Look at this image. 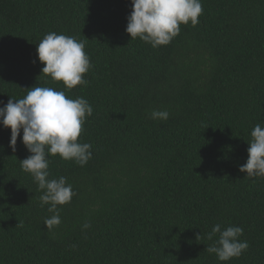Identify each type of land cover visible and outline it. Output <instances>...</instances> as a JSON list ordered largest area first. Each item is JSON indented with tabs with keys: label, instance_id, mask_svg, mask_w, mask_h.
Here are the masks:
<instances>
[{
	"label": "trees",
	"instance_id": "16d2710c",
	"mask_svg": "<svg viewBox=\"0 0 264 264\" xmlns=\"http://www.w3.org/2000/svg\"><path fill=\"white\" fill-rule=\"evenodd\" d=\"M201 3L196 26L153 48L125 31L131 0H0V101L38 86L93 108L78 137L88 163L48 156V179L76 193L51 230L21 168L23 131L13 152L0 125V264H264V176L239 171L264 128V0ZM52 32L84 41L86 85L41 74L37 43ZM216 224L243 229L239 258L207 252Z\"/></svg>",
	"mask_w": 264,
	"mask_h": 264
},
{
	"label": "clouds",
	"instance_id": "9594fccd",
	"mask_svg": "<svg viewBox=\"0 0 264 264\" xmlns=\"http://www.w3.org/2000/svg\"><path fill=\"white\" fill-rule=\"evenodd\" d=\"M202 13L201 0H131L125 31L130 39L139 38L153 48L166 46L180 33V25L190 22L191 26H196ZM84 48V41L74 37L55 32L46 34L36 47L37 58L44 65L41 74L50 76L54 82L61 81L68 90L86 85L84 74L91 68V63ZM0 104H3L0 125L11 131L9 147L13 152L17 137L23 131L22 143L30 155L20 161L21 168L32 175L39 190H44L41 206L50 203L47 210L53 213L44 220V227L51 230L61 223L57 206L70 203L76 193L64 176L48 179V156L59 155L81 167L88 163L92 145L78 142V137L93 108L82 97L71 99L64 91L38 86L30 88L22 99L10 98L6 104L3 101ZM151 118L167 120L169 113L153 110ZM251 137L248 158L239 168L248 178L264 176V128L259 123L253 128ZM89 227L88 223L83 225L84 229ZM217 233L218 240L206 250L215 253L219 261L239 258L249 247L246 240L239 239L243 235L241 227L228 226L222 230L221 225L216 224L207 239L212 240Z\"/></svg>",
	"mask_w": 264,
	"mask_h": 264
}]
</instances>
